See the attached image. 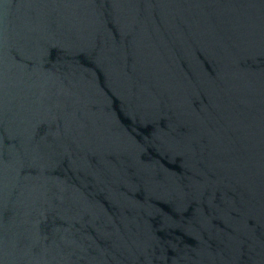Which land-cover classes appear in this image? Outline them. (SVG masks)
<instances>
[{"label": "water", "instance_id": "water-1", "mask_svg": "<svg viewBox=\"0 0 264 264\" xmlns=\"http://www.w3.org/2000/svg\"><path fill=\"white\" fill-rule=\"evenodd\" d=\"M0 264H264V0H0Z\"/></svg>", "mask_w": 264, "mask_h": 264}]
</instances>
